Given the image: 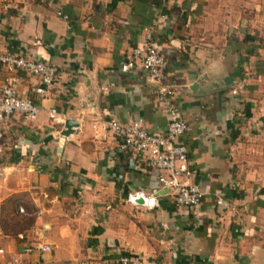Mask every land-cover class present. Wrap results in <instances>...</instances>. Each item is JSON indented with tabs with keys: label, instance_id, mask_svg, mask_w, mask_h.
Listing matches in <instances>:
<instances>
[{
	"label": "crops",
	"instance_id": "0c3cea01",
	"mask_svg": "<svg viewBox=\"0 0 264 264\" xmlns=\"http://www.w3.org/2000/svg\"><path fill=\"white\" fill-rule=\"evenodd\" d=\"M146 34L189 128L177 167L202 192L195 208L177 209L155 172L92 129L112 118L164 130L156 85L137 63L120 71ZM0 52L58 69L41 95L19 73L17 96L38 115L0 123V264H264V0H0ZM136 190L158 207L125 204ZM36 243L50 251L11 261Z\"/></svg>",
	"mask_w": 264,
	"mask_h": 264
},
{
	"label": "built area",
	"instance_id": "2783aa9c",
	"mask_svg": "<svg viewBox=\"0 0 264 264\" xmlns=\"http://www.w3.org/2000/svg\"><path fill=\"white\" fill-rule=\"evenodd\" d=\"M55 15L63 21L67 20V17L59 11H56ZM144 31L147 30L144 28ZM144 40L145 42L141 47L134 48L124 59L120 71L125 72L137 63L150 81L156 85L154 97L161 106V111L165 117L164 130L151 133L142 128L140 119L121 123L112 118L96 122L92 125V129L110 134L113 140L117 142L119 151L132 154L146 168L155 172L159 190L170 193L177 209L195 208L202 198V192L193 182V179L189 178L188 172L177 167V164L184 163L186 159V148L178 139L189 128L173 102L176 95L175 91L163 85L166 61L151 43L149 34L145 35ZM0 69L3 74L0 82V123L14 114L23 121H34L38 115L36 104L28 98L17 96L18 74L23 73L38 77L39 86L36 87L35 92L41 95L44 93L43 88L53 83L58 72L57 67L45 62L31 60L20 54L0 52ZM242 88L243 84L238 83L230 90V94L235 96ZM101 90L106 92L108 88L102 87ZM55 116L56 111L50 109L47 115L48 119L54 120ZM2 151V129L0 126V155ZM34 162L37 163L38 158ZM183 176H186L185 179L177 180L178 177L182 178ZM157 196L156 192L146 194L138 190L129 191L125 194L123 202L131 207L151 210L158 207ZM138 200H140V204L137 203ZM215 204L221 205L222 198L216 199ZM32 251L48 253L50 248L36 243L24 248L21 253L11 258V261L17 262L21 254ZM2 253L3 251L0 250V254ZM116 262L117 264H144L139 258L128 256H119Z\"/></svg>",
	"mask_w": 264,
	"mask_h": 264
},
{
	"label": "water",
	"instance_id": "95a60500",
	"mask_svg": "<svg viewBox=\"0 0 264 264\" xmlns=\"http://www.w3.org/2000/svg\"><path fill=\"white\" fill-rule=\"evenodd\" d=\"M223 82H226V79L223 80ZM76 126V123L71 120V119H67L64 121V129L60 132V135L63 137H67L69 134H71L72 132V128ZM138 204H140V200H138L137 202Z\"/></svg>",
	"mask_w": 264,
	"mask_h": 264
},
{
	"label": "trees",
	"instance_id": "16d2710c",
	"mask_svg": "<svg viewBox=\"0 0 264 264\" xmlns=\"http://www.w3.org/2000/svg\"><path fill=\"white\" fill-rule=\"evenodd\" d=\"M19 225H21L23 228H25V227L30 225V221L29 220H25V221L21 222V224H19Z\"/></svg>",
	"mask_w": 264,
	"mask_h": 264
}]
</instances>
